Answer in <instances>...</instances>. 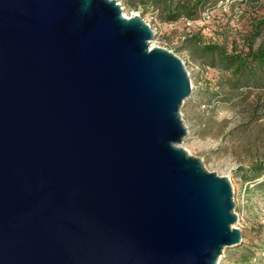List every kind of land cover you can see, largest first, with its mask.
<instances>
[{"label":"water","instance_id":"1","mask_svg":"<svg viewBox=\"0 0 264 264\" xmlns=\"http://www.w3.org/2000/svg\"><path fill=\"white\" fill-rule=\"evenodd\" d=\"M115 0H0V264H219L228 178L180 145L193 93Z\"/></svg>","mask_w":264,"mask_h":264},{"label":"rangeland","instance_id":"2","mask_svg":"<svg viewBox=\"0 0 264 264\" xmlns=\"http://www.w3.org/2000/svg\"><path fill=\"white\" fill-rule=\"evenodd\" d=\"M115 1L128 18L140 15L152 27V47L173 52L189 72L193 93L181 108L188 136L180 147L207 171L229 179L236 226L244 235V243L227 248L219 264H264V174L252 180L264 164V88L231 89L201 46L248 52L255 24L264 20V0H205L192 19L171 11L195 0ZM262 43L264 29L254 49Z\"/></svg>","mask_w":264,"mask_h":264},{"label":"trees","instance_id":"3","mask_svg":"<svg viewBox=\"0 0 264 264\" xmlns=\"http://www.w3.org/2000/svg\"><path fill=\"white\" fill-rule=\"evenodd\" d=\"M163 2V0H161ZM219 1V0H218ZM225 1V0H222ZM205 0H195L193 3H177L172 10L179 15H187L191 19L193 13L204 6ZM171 8V4L169 6ZM191 14V16H190ZM264 29V20L255 24L251 43L247 46L248 52L229 53L224 46L209 44L201 45L207 57L214 61L217 67L225 74L226 82L233 90L242 88H264V43L257 50L254 49L256 39ZM264 174V164L254 171L252 180H258ZM264 183V182H263ZM264 186V185H263Z\"/></svg>","mask_w":264,"mask_h":264},{"label":"bare ground","instance_id":"4","mask_svg":"<svg viewBox=\"0 0 264 264\" xmlns=\"http://www.w3.org/2000/svg\"><path fill=\"white\" fill-rule=\"evenodd\" d=\"M125 17H127V18H128V16H127V15H125Z\"/></svg>","mask_w":264,"mask_h":264}]
</instances>
